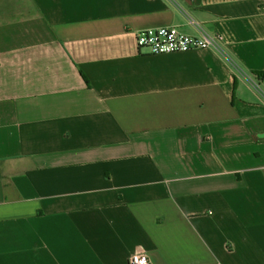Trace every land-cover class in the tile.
Returning a JSON list of instances; mask_svg holds the SVG:
<instances>
[{
	"label": "crops",
	"instance_id": "crops-1",
	"mask_svg": "<svg viewBox=\"0 0 264 264\" xmlns=\"http://www.w3.org/2000/svg\"><path fill=\"white\" fill-rule=\"evenodd\" d=\"M138 251L264 264V0H0V264Z\"/></svg>",
	"mask_w": 264,
	"mask_h": 264
},
{
	"label": "built area",
	"instance_id": "built-area-1",
	"mask_svg": "<svg viewBox=\"0 0 264 264\" xmlns=\"http://www.w3.org/2000/svg\"><path fill=\"white\" fill-rule=\"evenodd\" d=\"M189 23L199 28V24L189 19ZM221 38H211L206 35L193 37L182 33L176 27L147 29L140 31L136 36L139 49L148 50L152 55L186 53L192 50L218 48L217 41ZM129 264H152L145 252L138 251L132 254Z\"/></svg>",
	"mask_w": 264,
	"mask_h": 264
}]
</instances>
